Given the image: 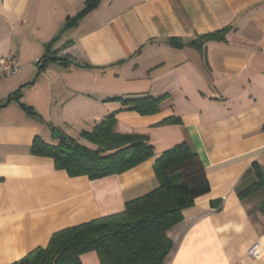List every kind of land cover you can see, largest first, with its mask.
Listing matches in <instances>:
<instances>
[{
    "label": "crops",
    "instance_id": "0c3cea01",
    "mask_svg": "<svg viewBox=\"0 0 264 264\" xmlns=\"http://www.w3.org/2000/svg\"><path fill=\"white\" fill-rule=\"evenodd\" d=\"M85 1L0 0V57L20 66L0 79V103L19 90L0 107V264L45 246L57 230L122 212L158 185L156 158L180 142L197 154L209 191L168 231L166 263L264 264V0H98L76 19ZM225 27L223 39L189 44ZM55 50L67 59L39 69ZM82 73V88L63 81ZM163 94L168 105L148 115L112 99ZM112 111L117 131L148 136L152 158L89 179L31 152L36 136L57 143L48 124L72 137L75 124L90 130ZM253 244L256 259L247 254ZM80 260L100 264L95 251Z\"/></svg>",
    "mask_w": 264,
    "mask_h": 264
},
{
    "label": "trees",
    "instance_id": "16d2710c",
    "mask_svg": "<svg viewBox=\"0 0 264 264\" xmlns=\"http://www.w3.org/2000/svg\"><path fill=\"white\" fill-rule=\"evenodd\" d=\"M97 2L86 0L84 8L75 18H80ZM69 25L66 23L62 31ZM228 29L225 27L201 34L189 44L201 47L206 41L223 39ZM167 43L182 46L181 40L175 37L168 38ZM55 55L56 50L44 55L39 69L50 60H57ZM18 97L17 89L0 103V107ZM112 99L121 100L127 109L143 115L157 113L169 103L167 94ZM21 105L28 113L34 114L30 106ZM177 120L173 117L166 123ZM116 122L115 112L112 111L90 130H83L82 136L92 145L79 143L69 136H66L69 141L58 139L57 143L51 144L36 136L31 152L52 158L55 167L65 170L69 176L84 175L89 179L123 173L155 155L146 134L119 132ZM153 167L158 185L143 195L127 200L122 212L57 230L45 246L35 248L12 264H81V254L88 251L97 253L100 264H167L166 258L172 248L168 231L182 220L183 211L196 198L209 191V183L197 154L186 142L165 149L156 158ZM259 184H252L242 195L249 194ZM260 212L264 215V201Z\"/></svg>",
    "mask_w": 264,
    "mask_h": 264
},
{
    "label": "rangeland",
    "instance_id": "374dc122",
    "mask_svg": "<svg viewBox=\"0 0 264 264\" xmlns=\"http://www.w3.org/2000/svg\"><path fill=\"white\" fill-rule=\"evenodd\" d=\"M63 33V32H62ZM85 76H83V73L82 74H80V75H76V74H74L73 76V78L72 79H69V77L66 75V74H64V76H63V81L65 82V83H67L69 86H73V87H75V86H77V87H80V88H82V86L83 85H87L88 84V74H84ZM86 79H85V78ZM97 77H98V79H99V81L97 82V84H100V87L102 86V85H105V81H103V78H101V77H99V75H98V73H97ZM104 83V84H103ZM49 125V124H48ZM82 126H81V124H75L74 126H73V132H71V135H72V138L73 139H75L77 142H79V143H84V144H86V145H92L87 139H85L83 136H82ZM63 134V133H62ZM57 139V138H56ZM55 139V140H56ZM58 140V139H57Z\"/></svg>",
    "mask_w": 264,
    "mask_h": 264
},
{
    "label": "built area",
    "instance_id": "2783aa9c",
    "mask_svg": "<svg viewBox=\"0 0 264 264\" xmlns=\"http://www.w3.org/2000/svg\"><path fill=\"white\" fill-rule=\"evenodd\" d=\"M20 70L19 64L15 57L11 54L0 57V79L16 75ZM247 254L250 258L256 259L259 257L257 244H253L248 250Z\"/></svg>",
    "mask_w": 264,
    "mask_h": 264
},
{
    "label": "water",
    "instance_id": "95a60500",
    "mask_svg": "<svg viewBox=\"0 0 264 264\" xmlns=\"http://www.w3.org/2000/svg\"><path fill=\"white\" fill-rule=\"evenodd\" d=\"M57 60L59 61H62V60H66L67 59V56L66 55H55ZM70 62L74 63V64H78V62L71 58L69 59ZM49 128L52 129V136L54 138H57V139H66L67 141H69V138H66V136L64 134H62L58 129L56 128H53L51 124H49Z\"/></svg>",
    "mask_w": 264,
    "mask_h": 264
}]
</instances>
